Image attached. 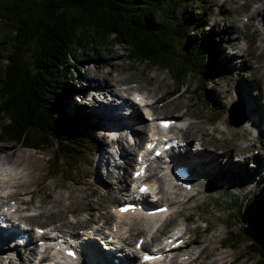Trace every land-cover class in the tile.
<instances>
[{
  "label": "rangeland",
  "instance_id": "374dc122",
  "mask_svg": "<svg viewBox=\"0 0 264 264\" xmlns=\"http://www.w3.org/2000/svg\"><path fill=\"white\" fill-rule=\"evenodd\" d=\"M261 1L264 2V0ZM167 2L168 0L164 1L162 8L169 21L172 20L173 22L174 17L176 18L180 11L179 7L184 5L176 0L173 9L170 10L169 6L166 5ZM251 4H258V1L203 0L202 2L200 11L204 10V17H202L207 22L205 29L210 26L215 32L224 30L223 33L221 32L222 37L216 58L226 71L231 72L214 79L213 84L216 86L218 95L214 97V106L211 107L206 106L198 98V82L192 74H189L185 79L186 89L174 90L176 89L175 83L170 73L163 66H153L150 63L139 62L135 58H130L125 50L127 46L106 44L100 52L95 49L96 58L94 62L88 60L89 62L85 63L83 59L80 60L81 58H79L80 61L76 62L73 59V62L70 63L75 66L76 74L68 81L74 83V87L65 95L66 111L72 109L73 105H81L84 112H87L91 117L88 122L92 128L88 133L91 138L98 142L92 151H87L86 160L79 162L73 173L65 170L63 173L55 174L51 173L54 171L48 169L60 162L51 163L53 161L51 148H29L22 145H10L11 141H0V162L3 160L10 162L22 160L24 161L22 163L26 164L31 160L38 164L35 175L31 177L32 180L35 179L36 181L34 180L28 187L21 189L15 188L14 190V188L8 187L15 198H20L22 203L30 207L26 214H21L20 217L28 216L30 224L40 227L50 223L57 225L62 221L67 223L66 227L62 228L66 232H70L73 227L79 228L83 225H89L88 221H90L91 216H97L104 211L109 213L111 205L121 201L126 196L122 189L120 192L123 194L118 192V186L122 185L120 187L123 188V184L117 183L116 180L119 178L123 181L122 175L126 176V180L128 179L131 173L132 156L130 163L128 162L129 166L125 164L121 166L123 164L122 159L116 154V144L113 145L115 130L97 122L100 121L97 119L100 117V111L97 107L105 101L107 96L103 97V95L106 94L107 87L96 86L102 84L104 80L119 84L128 81L129 87L134 86V81H141L142 84H147L151 90L156 87L151 92L156 93V95L147 97V99L151 100L158 96L154 102L157 116L172 119L177 114L185 113L190 119L183 118V122L189 120L197 123L199 130L192 128L184 131L179 130L178 134L188 139L192 147L200 146L195 150L198 155L202 156L205 152L203 158L209 159L206 165H203L205 169L209 168L208 164L213 165L208 170L203 169L202 165L189 166V163L195 159L186 156L183 165L188 167L190 177L194 172H199L202 177L198 191L186 201H183L185 197L180 194L179 189L169 187L171 185L165 179L167 171L163 174L168 198L182 201L185 206L181 214L170 217L171 222L168 227L171 224H176V222H180L182 225L183 215L191 213L193 222L190 223V229H194L198 225L196 237H200L204 241V245L205 243L209 244L208 252L214 248L219 249L220 247L216 243L224 242L226 236H238L240 223L231 217L235 215L237 204L241 203L244 197L257 185H264V159L262 160V168L259 169L256 161L251 158L259 156L256 148L264 149V102L258 97L259 90L264 92V83H260V86L255 85L257 78H260L264 72V23L260 18V13L256 11L253 13V25L251 24L250 31L245 27V14L246 11H249ZM261 17L264 20V14H261ZM9 28L7 22L0 20V37L2 39H6L8 36ZM0 61L1 64L5 62L4 59H0ZM238 68H241V74L235 76L236 74L233 72ZM78 91L85 93L82 98ZM168 98H172V100L169 101ZM164 101L167 102L165 105H163ZM232 105L236 106L237 109L233 108V112L239 113L237 118L245 121L238 126H234V121L231 122V125L228 123L230 117L226 109ZM213 114L216 115L217 120L210 124L208 121ZM249 119L255 121L254 125ZM234 120L237 121L235 116ZM126 121L129 120L126 119ZM193 126L194 128L197 127L196 125ZM195 141L197 142L195 143ZM123 144L122 147L125 149L126 146ZM246 150H251V155L242 160L241 155ZM195 151L190 152L194 153ZM110 154L116 158L115 162L119 164L116 167L108 163ZM200 156L197 158L198 163H201L202 157ZM159 164L166 166L164 165L165 161H160ZM5 169H8L7 165ZM240 170L245 171V175L251 170L255 171V174L245 176L239 181L234 180L230 174ZM9 171L12 175L16 174L11 167H9ZM253 171L250 173L253 174ZM31 179L24 180L29 181ZM129 182V180L126 181V186L127 183L129 186ZM12 184L9 183V185ZM152 186L154 187L156 184L153 183ZM29 198L30 200H28ZM10 199H8V203L12 202L14 198ZM57 199H60L61 205L52 208L51 204ZM166 200L168 201V199ZM98 205H101L97 208L98 210H93V207ZM170 206L171 210L177 208L176 204H170ZM36 212L40 215L36 216ZM197 216H200L199 220H196ZM202 222H206L207 228H202L204 226ZM138 224L143 225L144 228L136 233L130 231L127 236L129 245L137 237L142 236L146 241V249H149L148 235L152 233L159 221L144 222L140 220L135 223V225ZM167 231L168 228L158 229L156 231L157 239H163ZM189 236H193V233H189ZM193 242L199 243L200 240L195 239ZM243 244L244 242L237 247H232L231 250L222 248L220 252L225 251L227 253L224 255L225 258L228 257L230 260L238 255L231 264H255L257 257L253 253L247 252L243 248ZM15 250L22 257L20 246H17ZM218 256L219 252H214L206 261ZM224 256L214 259L215 261L213 260L210 264L213 262L214 264L222 263L225 259ZM6 263V261L0 260V264ZM115 264H120V262Z\"/></svg>",
  "mask_w": 264,
  "mask_h": 264
},
{
  "label": "trees",
  "instance_id": "16d2710c",
  "mask_svg": "<svg viewBox=\"0 0 264 264\" xmlns=\"http://www.w3.org/2000/svg\"><path fill=\"white\" fill-rule=\"evenodd\" d=\"M164 1L0 0V20L10 26L6 39L0 37L5 60L0 61V141L51 148V163H60L48 170L73 173L98 141L88 133L91 117L81 105L66 111L65 95L74 87L68 81L76 74L70 62H94L95 49L100 52L106 44L127 46L130 58L166 68L175 90L184 89L192 74L198 98L214 106V79L231 73L216 58L224 30L205 29L203 0H177L184 6L173 22L164 14ZM174 2L168 0L170 10ZM233 73L240 76L241 68ZM216 119L213 114L212 122ZM234 214L239 234L225 240L231 247L244 242L257 257L255 264H264L262 188L246 195Z\"/></svg>",
  "mask_w": 264,
  "mask_h": 264
},
{
  "label": "bare ground",
  "instance_id": "6f19581e",
  "mask_svg": "<svg viewBox=\"0 0 264 264\" xmlns=\"http://www.w3.org/2000/svg\"><path fill=\"white\" fill-rule=\"evenodd\" d=\"M256 1H258V4L249 6V11H246V14H245L246 17H247V20L245 21L244 24H245V27L249 31H250L251 24L253 23V20H252L253 13H255L256 11H258L260 13V18H261L262 22L264 23V20L261 17V14H264V2L261 1V0H256ZM256 29H258V28L256 27ZM109 82H110L109 80H104L102 82V84L100 83L98 86H96V87H99L100 85H102L103 88L107 87L106 88L107 93L110 95V98L106 97V99H109L107 104L100 103L102 105H98L97 108L100 111V113H99L100 117H97V119L102 121V122L98 121L102 125L112 126L111 130H115L114 133H113L114 134L113 145L115 146V144H116L117 153L119 155V158H122L123 163H125L126 165H129V163L131 161L132 145L128 144V140H127V138L125 136V132L123 131L124 133H122L120 131L121 129H119L118 127H123L124 130L129 129V131H131L133 133L134 137L139 138L142 135L144 128H146L147 130H151L153 128V126H148L147 125L146 119H145L147 117V115H143L142 116V113H141L140 109L138 107H136V106L134 107L132 105L131 106L132 108L129 111V113L126 114V115H123L119 108L123 107V106H130L132 103L128 99L123 101L122 105H117L116 103H114L113 101L116 100L115 98L120 97L118 91H120L121 87L118 85L117 82H113V83H109ZM134 82H135L134 86H133L134 90H137V91L140 92V95H141L140 97L141 98L154 97L156 95V93H151L152 90H154L156 87L152 88V90H151L150 87L147 84H142L141 81H137V82L134 81ZM260 83H264V72L262 73L260 78H257L255 85H259L260 86ZM126 88L130 89V87H128V86ZM253 89H254V87H253ZM156 91H157V89H156ZM258 92H259L258 93V97L260 99H262L263 102H264V92H262L260 90ZM98 93L103 95L101 92H98ZM98 93H96V94H98ZM104 95H103V97H104ZM157 97L158 96H156L154 99H152V101H150V102H152V104L150 105V108L153 111H155V106H154L153 102L156 101ZM169 99H170L169 101L172 100V98H169ZM166 103L167 102H165V104ZM184 114L185 113L177 114L175 117L178 118V120H181L182 116ZM178 115H180V116L178 117ZM126 119H128L129 121L125 122ZM157 119H159V118H157ZM138 120L140 122L136 124V121H138ZM249 120L252 121V125H254L255 121L251 120V119H249ZM193 125H196L197 127L194 128ZM137 126H141V128L139 127V130L136 131L134 129H136ZM142 127H144V128H142ZM190 128H192L194 130H199L198 129L199 127H198L196 122H188L187 130H190ZM241 129H243V128H241ZM122 144L124 146H127V148L124 149V147H122ZM203 145H205V144L203 143ZM195 148H197V146ZM124 150H125V152H123ZM190 151H195V150H191L190 147H188L185 150L186 155H188V156H190L192 158H195L196 161L198 162L197 158H199L200 155H198L196 153V151L194 153H191ZM208 154L210 155V153H208ZM12 155H13V153H12ZM204 156H205V152H203L202 156H200V157H202L201 163L205 166L206 163L209 161V159L208 158H203ZM108 158H109V162L108 163L110 165L112 164L113 167H116L117 165H119L118 163L115 162V157L113 155L110 154V157H108ZM261 158H262L261 156H257V157H255V161L258 162L259 160H261ZM110 159L112 160V162H111ZM156 161H157L156 162V168L155 167H151L152 171H151V174H150V177H152L154 182L157 184L156 192H155L156 200L158 202H161V201H165V199H168V201L166 200L163 204H166L168 206V210H170V204L173 201L170 200L168 198V196H167V188L164 185V181H163V177H162V174L165 172L166 167L165 166L163 167V166L159 165V162H160L159 159H156ZM22 162H24V161L20 160V161H17V162L16 161L15 162H13V161L10 162V161H7V160H5V161L3 160L2 162H0V207H2V203L7 202L8 199H10V198H14L16 200L14 202L15 203L14 205L8 206V208L14 207V210H13L12 213L3 212L4 215H5V219L7 221H9V222H14L15 220H18V219L25 220L26 222L29 221L28 220L29 219L28 216L20 217V215L21 214H26V212L28 211V209H30V207L28 205L22 203L19 200L20 198L19 199H18V197L15 198L12 195L13 193H11L10 190H9L10 187L14 188V190H15V188L21 189V188H24V187H28V185L32 184L33 181L35 180L34 177H33L34 180H32L31 177L35 175V171L37 169L36 167H38V164L33 162V161H31V160L27 162L28 165H26L27 163L23 164ZM134 163H135V159H134V157H132V164H134ZM6 165L8 166V169H5ZM211 166H213V165L208 164L209 168ZM9 167H11L13 172H16L15 175H12V173L9 171ZM131 171H132V168H131ZM121 177L124 178L123 181L121 179L119 180V178L116 181H117V183L119 182V184H123V188L120 187L122 185L118 186V189H119L118 192L120 194H123L122 192H120V190L121 189L123 190L126 187V176L122 175ZM27 178H29L31 180L25 181L24 179H27ZM129 180L131 181L130 177H129ZM9 183H13V184L9 185ZM256 183H258V182H256ZM150 187H151V185H150ZM12 188H10V189H12ZM30 198L28 200H30ZM166 202H168V204ZM175 202L178 203L179 209L174 211V215L181 214V212L185 209V206H184L182 201H175ZM175 202H173V203H175ZM59 205H61V201H60V199H57L54 203L51 204V207L54 208V207H57ZM118 205L119 204L113 205V207L115 208ZM99 206H101V205L93 207V210L97 209ZM171 213H172V210H170V212L167 213V214L166 213H159V214H156V215H153V216H147L145 218H142L141 214H139V213H134V214H131V215H118V214H115V212L113 210L112 213L109 214L106 217V219H109L112 216L114 217V221H112L109 224V226L107 227V230H109L111 233H113L115 235V239H116L117 243L124 242L128 246V242L129 241L126 240L127 235L123 234L125 231L122 232V227L127 226V228H128L127 231L130 230V231L135 232V233L136 232H140V231H142V229L144 227L141 224L132 226V224H134L136 221L141 219L144 222H150V221L152 222V221H156V220L166 219L167 216L170 215ZM38 215H40V213L36 212V216H38ZM191 217H192L191 213H187V214L183 215V217H182V221H183V225H184V232L182 233V236H184L187 233H193V236H189V235L186 236L185 235L186 244L190 245V247H188L189 250H187V252H183L181 254H177L176 252L183 250V248H179V249H175V250L169 251L168 254H170V253L172 254L173 253L171 255V257L169 258V260H170V262L172 264L177 262L176 258L178 257V255L180 256V255L185 254V253H192V249H196L197 253L194 254V255L188 256L185 260H180L179 264H210V263H212V261L214 259H218V258L224 256L225 254H227L225 251L220 252V250L222 248L230 249V250L233 249L231 246H229L227 241L224 240V242L219 241V242L216 243L220 247L219 249L214 248V249L210 250V252H208L207 249L209 247V244L205 243V245H204V243H203L204 241L200 237H196V234L198 233V231L196 230L198 228V225H196L194 229H190V223L193 222ZM198 219H200V216L196 217V220H198ZM62 224H63V222L60 221V224L53 225V226H54V228L57 227L58 230L61 231L62 230L61 227H58V226H61ZM122 224H123V226H122ZM178 224H180V222H176L175 226L178 225ZM112 227L115 228L114 232L112 231ZM99 228H100V226H94L93 229L94 230H99ZM174 228L175 227H172L170 230H172ZM33 232L34 231H31V229H30L29 233H33ZM85 234L87 235V233H85ZM169 236L170 235L165 236L164 239H166ZM41 238H39V239H41ZM84 238L85 237L81 238L82 240H81V243L79 244V247H78V252H77L76 259L74 261H72L70 264H99L98 263L99 258L97 256V253H94L93 242L91 240H84ZM195 239H199L200 242L199 243L193 242ZM13 240L14 239L12 238L11 234L9 235V237H7V236L0 237V252L3 251V253H0V260H2L4 262L6 261L7 262L6 264H21L24 261L23 260L24 258L28 259L29 257H34L35 251H34V248L31 247V248L27 249L24 258H21L18 261H16L13 258V256L11 255V253L14 251V249H13V247L8 245L9 242H12ZM136 240H137V238L133 241L132 245L129 246L130 249L133 248L134 243L136 242ZM53 245H55V244H53ZM110 247L111 246L109 245V248ZM186 248L187 247H185L184 249H186ZM5 249H7V250H5ZM144 250H146V241L142 242V245H141V248H140V252H142ZM217 251L219 252V256L218 257H215V258L211 259L210 261H206L207 259L210 258L211 255H213L214 252H217ZM150 252L152 253V251H150ZM106 253H107L106 255H103L101 257V260H100L101 263L102 264H113V262L111 261V258H110V255H111L112 252H106ZM228 256H229V254H228ZM237 256H234L233 260H230L228 257L225 258L226 256H224V258H225L224 261L223 262L221 261L222 263H219V264H230L232 261H234L237 258ZM54 258H57V256H54ZM198 260H200L199 263H197ZM39 262L42 263V264H45L46 261L44 259H41ZM65 262L66 261L63 260V263H60V264H69V263H65ZM216 262H217V260H216ZM213 264H214V262H213Z\"/></svg>",
  "mask_w": 264,
  "mask_h": 264
},
{
  "label": "water",
  "instance_id": "95a60500",
  "mask_svg": "<svg viewBox=\"0 0 264 264\" xmlns=\"http://www.w3.org/2000/svg\"><path fill=\"white\" fill-rule=\"evenodd\" d=\"M229 110H230V111H229ZM227 111L230 113V119H231V116L234 115V112H233V110H232L231 108H229ZM240 122H241V121H239V123H240ZM229 123L231 124V120L229 121ZM239 123L236 122V123H234V124H235V125H238Z\"/></svg>",
  "mask_w": 264,
  "mask_h": 264
},
{
  "label": "snow or ice",
  "instance_id": "6c2138e0",
  "mask_svg": "<svg viewBox=\"0 0 264 264\" xmlns=\"http://www.w3.org/2000/svg\"><path fill=\"white\" fill-rule=\"evenodd\" d=\"M136 175H140V173H137ZM142 191H143V189H142Z\"/></svg>",
  "mask_w": 264,
  "mask_h": 264
}]
</instances>
